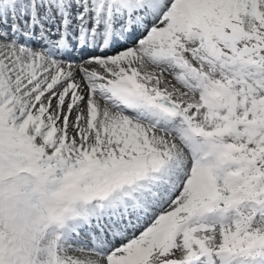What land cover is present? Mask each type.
Masks as SVG:
<instances>
[{"label":"snow or ice","instance_id":"obj_1","mask_svg":"<svg viewBox=\"0 0 264 264\" xmlns=\"http://www.w3.org/2000/svg\"><path fill=\"white\" fill-rule=\"evenodd\" d=\"M0 264H264V0H0Z\"/></svg>","mask_w":264,"mask_h":264}]
</instances>
